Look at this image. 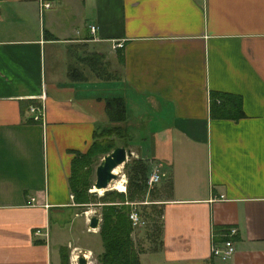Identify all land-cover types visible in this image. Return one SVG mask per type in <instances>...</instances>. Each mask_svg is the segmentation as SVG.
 Masks as SVG:
<instances>
[{
  "label": "crops",
  "instance_id": "1",
  "mask_svg": "<svg viewBox=\"0 0 264 264\" xmlns=\"http://www.w3.org/2000/svg\"><path fill=\"white\" fill-rule=\"evenodd\" d=\"M110 126L165 173L126 201L159 242L134 229L139 264H264V0H0V264L102 254L70 176ZM229 239L235 255L213 257Z\"/></svg>",
  "mask_w": 264,
  "mask_h": 264
},
{
  "label": "trees",
  "instance_id": "2",
  "mask_svg": "<svg viewBox=\"0 0 264 264\" xmlns=\"http://www.w3.org/2000/svg\"><path fill=\"white\" fill-rule=\"evenodd\" d=\"M215 95H213L214 97ZM107 112L110 119L125 120L126 107L121 97L110 98L107 101ZM126 131L121 126H110L95 131V138L86 152H77L72 161L70 186L75 201L80 205L98 203L101 206L100 234L105 251L101 254L98 264H139L140 256L132 238L134 231L130 218L132 206L126 201H144L147 195V164L141 158H133L125 162L128 169L129 192L117 189H108L102 195L97 191H90L94 182L91 180L94 164L117 145L113 136L121 135ZM148 214L147 211H145ZM147 216V215H146ZM149 217L150 214H149ZM155 223L156 220H155ZM157 225V224H156ZM220 228V227H217ZM220 229L217 233H220ZM68 254L64 255V263L68 264ZM212 264V263H203Z\"/></svg>",
  "mask_w": 264,
  "mask_h": 264
},
{
  "label": "rangeland",
  "instance_id": "3",
  "mask_svg": "<svg viewBox=\"0 0 264 264\" xmlns=\"http://www.w3.org/2000/svg\"><path fill=\"white\" fill-rule=\"evenodd\" d=\"M137 124V123H136ZM138 125V124H137ZM146 128H141V127H139V128H137V127H135V128H132V127H130L129 128V133H130V135H132V141L131 142H133L134 143V146H135V144H136V146H139V144L140 145H142V146H145L144 145V143L142 142V134L144 133V132H146ZM123 138H125V137H123ZM123 138H120V137H118V139L117 138H114L115 139V141H116V143H117V145H119V144H127L126 146L125 145H123V146H125L126 148H128V149H130L131 147H130V145H129V143H126V142H124V140H122ZM137 154H134V153H132L131 155H129L128 156V158H127V160L125 161V162H129V166L131 167L132 166V163H131V161H132V159L133 158H137V156H136ZM103 158V157H102ZM101 158V159H102ZM101 159H97L96 160V162H95V164H94V168H93V174H92V177H91V180L93 181V182H95V180H96V167H97V165L100 163V161H101ZM125 162L123 163V164H121L120 165V167H119V172H117V174H118V176L115 178V179H113L112 181H111V183H110V185L107 187V189L106 190H108V189H117L116 187H114V185H117V184H120V182H123L122 180L124 179V178H126L127 179V184L129 185V179H128V175L126 174V172L128 171V169L125 167ZM123 173L125 174V176L123 175ZM159 183V182H158ZM156 188H157V185L155 186ZM94 188V185H93V187L92 188H90V191H92L91 189H93ZM155 188V189H156ZM106 190H102L101 192L100 191H97L98 192V195H102ZM118 190V189H117ZM127 192H129V187L127 188ZM144 206H147V205H138V209H139V211L141 212L142 211V209H143V207ZM149 206V205H148ZM87 207H90V209H91V211H92V213L93 212H95V211H98L99 212V214H101V206L100 205H96V203H92L90 206H87ZM87 207H85V208H87ZM148 208H150V207H148ZM155 214V213H154ZM155 217H156V219L158 218L157 216H156V214H155ZM147 218V217H146ZM71 221L73 222V224H75V226L77 227L79 224H80V222H81V219L80 218H74V215H72L71 216ZM146 220V219H145ZM151 220L149 219V218H147V220H146V224H144L142 227H135V233H134V236H135V238L136 239H138V238H142V239H140V244L141 245H145V247H142V246H139V247H141V248H152L153 247V245H155V246H158V244H159V242H158V238L156 237V235L157 234H155L154 236H153V238L154 239H157L156 241H154L153 240V242L150 240L151 238H149L148 237V235H147V230H148V228L149 229H151V227H149L150 225H151ZM81 231V230H80ZM82 232V231H81ZM81 235V237L83 238V241H92L91 240V237H98L99 238V241L100 242H102V240H101V237L99 236V235H94V234H92L91 232H88L86 229L82 232V234H80ZM159 237V236H158ZM143 238L144 239H147L148 240V242L146 241V243H145V241L143 240ZM104 251H105V249H104ZM103 251V252H104ZM79 252V251H78ZM102 252V253H103ZM80 253V252H79ZM98 253V252H97ZM82 254V253H81ZM72 255V254H71ZM90 256V258L87 260V264H90V263H92V264H98V262H99V259H100V254L99 255H97V254H95V256L93 255H91V254H89L88 255V257ZM98 259V261L96 262V260L95 259ZM71 262V261H70ZM70 264H72V262L70 263Z\"/></svg>",
  "mask_w": 264,
  "mask_h": 264
},
{
  "label": "water",
  "instance_id": "4",
  "mask_svg": "<svg viewBox=\"0 0 264 264\" xmlns=\"http://www.w3.org/2000/svg\"><path fill=\"white\" fill-rule=\"evenodd\" d=\"M131 154V149L123 145H118L111 152L105 154L96 167V180L92 191L106 190L111 181L118 176L117 172L114 171L115 168L123 164ZM100 223L101 219L96 212L90 218L89 228L97 229ZM78 262L79 264H87V259L81 255Z\"/></svg>",
  "mask_w": 264,
  "mask_h": 264
},
{
  "label": "built area",
  "instance_id": "5",
  "mask_svg": "<svg viewBox=\"0 0 264 264\" xmlns=\"http://www.w3.org/2000/svg\"><path fill=\"white\" fill-rule=\"evenodd\" d=\"M46 6H50V3H45ZM92 30H95V25H92ZM35 109V107H33ZM125 176V174L123 173ZM165 175L164 171L159 167H155L154 170L150 173V175L147 177V184L149 188H152L154 185H156L158 182H160L163 179V176ZM121 182V187H116L120 189L121 191L127 192V179L124 178ZM115 186V185H114ZM130 218L133 222L134 226H138L141 224H144V221L141 219V216L136 208L132 210L130 213ZM237 232L236 228H231L230 232L228 234L233 235ZM37 233H41L40 230L37 231ZM236 253V246L232 240H226L221 245L214 244L212 246V256L219 259L222 262H226L230 260ZM81 255V254H80ZM85 258L89 259L88 254L82 253ZM78 258L79 255H76L75 260L73 261L74 264H78Z\"/></svg>",
  "mask_w": 264,
  "mask_h": 264
},
{
  "label": "bare ground",
  "instance_id": "6",
  "mask_svg": "<svg viewBox=\"0 0 264 264\" xmlns=\"http://www.w3.org/2000/svg\"><path fill=\"white\" fill-rule=\"evenodd\" d=\"M119 167H120V166H118L117 168H115L114 171H115V172H119V171H120V170H119ZM114 187H121V182H120V184H117V185H115ZM99 191L101 192L102 189H100ZM88 214H89V213H88Z\"/></svg>",
  "mask_w": 264,
  "mask_h": 264
}]
</instances>
